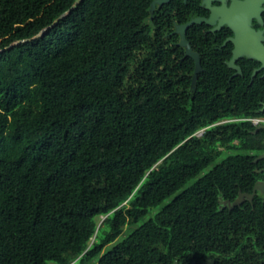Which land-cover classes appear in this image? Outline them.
Masks as SVG:
<instances>
[{"label": "trees", "instance_id": "obj_1", "mask_svg": "<svg viewBox=\"0 0 264 264\" xmlns=\"http://www.w3.org/2000/svg\"><path fill=\"white\" fill-rule=\"evenodd\" d=\"M75 2L0 0V264H264L260 62L202 21L197 65L199 0Z\"/></svg>", "mask_w": 264, "mask_h": 264}, {"label": "flooded vegetation", "instance_id": "obj_2", "mask_svg": "<svg viewBox=\"0 0 264 264\" xmlns=\"http://www.w3.org/2000/svg\"><path fill=\"white\" fill-rule=\"evenodd\" d=\"M157 1L163 2L165 0H157ZM232 1L233 0H199V4L203 8L202 14L199 15L200 17L208 18L211 14V11H212L211 8L214 9L212 12L216 16L215 23L209 24V23L204 21L206 24L211 26L210 29L217 30V29H220L222 26H228L232 30V34L228 35L225 41H227V40L231 41L230 38L235 35V31H234L233 27L231 25H229L228 23H223L220 27L215 28L219 18L221 17L220 14L216 15V13H218V9H220L221 6L228 8ZM234 1L237 3V2H243L245 0H234ZM233 11L235 12L234 14H235V17L237 20L236 21L237 24L240 23V19L242 18V15L251 11V14L245 15L247 17V20L245 22L247 29L240 31L241 32V43H240L241 44V49H240L241 51L238 54L237 58L240 56L256 58L254 56V54L252 53V52H254V49H255V41H257V43L264 49V0H262L261 2H258L257 4H255L254 2L251 1V2H249V4L247 6H243V5L238 6V4H235ZM232 44H233V42H232ZM233 48H234V44H233ZM233 48H232V51H233ZM257 60L259 61V59H257ZM259 62H260V65L257 69H263L264 70V65H262L261 61H259ZM174 262L176 264H186L183 262H177L176 260H174L170 264H173ZM187 264H217V262L215 261L214 258L206 256L199 261L192 259L191 262L187 263Z\"/></svg>", "mask_w": 264, "mask_h": 264}, {"label": "water", "instance_id": "obj_3", "mask_svg": "<svg viewBox=\"0 0 264 264\" xmlns=\"http://www.w3.org/2000/svg\"><path fill=\"white\" fill-rule=\"evenodd\" d=\"M78 0H76L77 2ZM254 2L255 4H257L258 2H261L262 0H245L243 2H235L234 0L231 2L230 6L227 7H223L221 6L220 9H218V13L220 14L221 17L219 18L217 25L215 26V28L220 27L223 23H228L229 25H231L235 31V35L233 37H231V41L234 44V48L232 51V57L229 61V64L231 66L237 67V69L239 70V67L237 65L234 64V60L237 58L238 54L240 53V49H241V30H246L247 26L245 25V22L247 20V17L245 15H249L251 14V11L242 15V18L240 19V23L237 24L236 23V17H235V12L233 11V8L235 6V4L239 5H243V6H247L249 4V2ZM76 2L74 3L73 6L76 5ZM211 10L213 11L214 9L211 8ZM211 11V14L208 18L205 17H200V16H196L191 18L189 21L180 24L178 26H176V31L180 33V44L182 45H186L187 49H186V53L193 56L195 58V61L197 63V65L199 66V58L197 53H195L194 51H192L190 44L188 43V41H186L185 37H184V33L186 28L193 24L194 22H201V21H205L209 24H214L216 21V16L214 15V13ZM57 20H55L56 22ZM54 22V23H55ZM254 54V56L259 59V61L262 62V65H264V49L257 43V41H255V49L254 52H252ZM260 126H262L264 128V123H262ZM257 158H264V151L259 154ZM256 190H259L263 196H264V179L261 181H258L254 184L253 190L251 193H245V192H239L238 196L232 201L231 203V207L235 204V203H240L245 196H247L249 199L252 197V195L256 192ZM173 264H176L175 262Z\"/></svg>", "mask_w": 264, "mask_h": 264}, {"label": "rangeland", "instance_id": "obj_4", "mask_svg": "<svg viewBox=\"0 0 264 264\" xmlns=\"http://www.w3.org/2000/svg\"><path fill=\"white\" fill-rule=\"evenodd\" d=\"M201 131L197 132V134H200ZM236 152H240V150L237 149H230V150H223L221 155L216 158L213 162H211L207 167H205L201 172H199L198 174H196L195 176L191 177L179 190H177L176 192L172 193L171 195L167 196L165 199H163L160 203H158L157 205H154L152 207H150L148 209V211L146 212V214L135 224L131 225V226H125L123 227V230L121 232V234L117 237L116 241L122 239L123 237H125L128 233H130L131 231L134 230V228H136V226H138L139 224L143 223L144 221L151 219L154 217V215L160 211L174 196H176L180 191H182L183 189H185L186 187H188L190 184H192L198 177H200L202 174H204L205 172H207L209 169H211L213 167L214 164L218 163L222 158H224V156L228 155L229 153H236ZM243 153H245L244 151H241ZM105 216L101 215L96 217V221H97V226H102L103 224V220H104ZM94 240V237L91 238L90 243ZM111 244L106 245L103 249V251L107 250L110 247Z\"/></svg>", "mask_w": 264, "mask_h": 264}, {"label": "built area", "instance_id": "obj_5", "mask_svg": "<svg viewBox=\"0 0 264 264\" xmlns=\"http://www.w3.org/2000/svg\"><path fill=\"white\" fill-rule=\"evenodd\" d=\"M253 123H258V122H264V119H260V118H254L252 119Z\"/></svg>", "mask_w": 264, "mask_h": 264}]
</instances>
